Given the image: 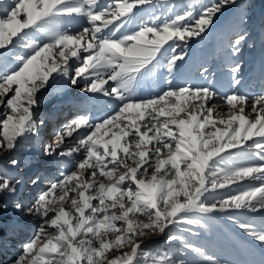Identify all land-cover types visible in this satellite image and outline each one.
<instances>
[{
    "label": "snow or ice",
    "instance_id": "snow-or-ice-1",
    "mask_svg": "<svg viewBox=\"0 0 264 264\" xmlns=\"http://www.w3.org/2000/svg\"><path fill=\"white\" fill-rule=\"evenodd\" d=\"M228 7L237 0H0V156L40 137L39 105L58 80L112 105L50 133L42 158L60 167L29 202L17 199L20 180L0 177V252L3 213L34 221L7 264H190L145 251L162 236L221 264L185 237L218 214L264 254V225L242 218L264 214V94L171 80L150 97L137 92L157 68L171 75ZM142 11L149 19L135 24ZM246 41L237 32L232 54ZM240 71L231 68L234 84Z\"/></svg>",
    "mask_w": 264,
    "mask_h": 264
},
{
    "label": "rangeland",
    "instance_id": "rangeland-1",
    "mask_svg": "<svg viewBox=\"0 0 264 264\" xmlns=\"http://www.w3.org/2000/svg\"><path fill=\"white\" fill-rule=\"evenodd\" d=\"M262 2L263 0H237L236 8H226L218 15L206 35L189 43L185 59L177 62L171 75L163 66L157 68L151 76L140 83L137 89L138 95L156 93L170 80L174 85H179L185 80L191 84L210 86L221 94L230 91H241L240 93L250 96L264 94V14L260 9ZM169 3L183 4L187 3V0H169ZM241 4L245 5L243 9L240 8ZM140 13L146 14L144 11ZM237 32L246 34L247 41L241 45V52L233 55L230 41ZM214 52L219 54V62L223 64L219 65V62H216L211 67L217 69L220 66L228 70L217 71V69L210 72L209 69L205 75L195 73L194 69H197L199 64H207L209 55ZM236 62L241 64V71L236 76L240 81L238 85L233 83V74L229 70ZM165 74L168 78L163 81ZM62 100L65 101L64 104L59 102ZM111 107L107 98H97L92 94L82 93L79 89L65 86L63 81L54 82L39 105L38 115L46 121L40 137L24 140L11 157L0 156V177L21 181L17 199L25 203L29 202L47 186L48 179L57 175V168L60 167L58 162L42 158L43 144L48 142L50 133L54 129L77 112L96 116L109 111ZM41 139L43 140L40 142ZM10 158L18 159L19 166H11L8 163ZM36 173H39L42 179L34 186L29 180L34 178ZM2 215L4 234L8 237V241L7 248L0 252V264H7L15 255L19 241L31 235L34 221L16 219L11 209ZM242 218L257 226L264 225V214L244 213ZM12 223L17 226L15 234L9 230ZM192 233H185V237L197 247L205 249L206 256L215 257L221 261V264H259L264 258L258 246L245 244L247 238L222 214L202 218L201 224L192 228ZM145 251L151 255L168 253L186 259L190 264L194 260L198 264H207L206 257L185 251L179 241L169 242L166 236L154 238L146 243Z\"/></svg>",
    "mask_w": 264,
    "mask_h": 264
},
{
    "label": "trees",
    "instance_id": "trees-1",
    "mask_svg": "<svg viewBox=\"0 0 264 264\" xmlns=\"http://www.w3.org/2000/svg\"><path fill=\"white\" fill-rule=\"evenodd\" d=\"M262 9L264 10V3H263V7H262Z\"/></svg>",
    "mask_w": 264,
    "mask_h": 264
},
{
    "label": "bare ground",
    "instance_id": "bare-ground-1",
    "mask_svg": "<svg viewBox=\"0 0 264 264\" xmlns=\"http://www.w3.org/2000/svg\"><path fill=\"white\" fill-rule=\"evenodd\" d=\"M43 139L40 140V142L42 141Z\"/></svg>",
    "mask_w": 264,
    "mask_h": 264
}]
</instances>
